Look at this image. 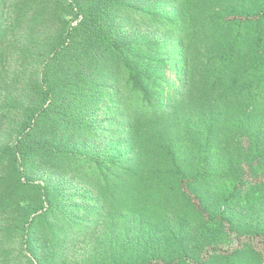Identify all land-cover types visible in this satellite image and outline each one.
Returning a JSON list of instances; mask_svg holds the SVG:
<instances>
[{"label":"trees","instance_id":"1","mask_svg":"<svg viewBox=\"0 0 264 264\" xmlns=\"http://www.w3.org/2000/svg\"><path fill=\"white\" fill-rule=\"evenodd\" d=\"M0 264H264V0H0Z\"/></svg>","mask_w":264,"mask_h":264},{"label":"rangeland","instance_id":"2","mask_svg":"<svg viewBox=\"0 0 264 264\" xmlns=\"http://www.w3.org/2000/svg\"><path fill=\"white\" fill-rule=\"evenodd\" d=\"M39 175H41V176H43V177H46V178H48V179H54V180H57V179L60 178L59 175H57V174H55V173H51L50 171H42V173H40ZM62 179H63L64 181L67 180L66 177H63ZM68 185H69V187H78V185H77L76 182H74V181L68 182ZM234 243H236V242H234ZM259 243H260L259 240L254 241V244H255V245L257 244V245L261 246V244H259Z\"/></svg>","mask_w":264,"mask_h":264}]
</instances>
